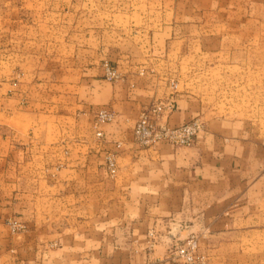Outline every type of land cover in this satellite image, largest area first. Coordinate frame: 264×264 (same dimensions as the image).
I'll list each match as a JSON object with an SVG mask.
<instances>
[{
  "label": "crops",
  "instance_id": "1",
  "mask_svg": "<svg viewBox=\"0 0 264 264\" xmlns=\"http://www.w3.org/2000/svg\"><path fill=\"white\" fill-rule=\"evenodd\" d=\"M201 1L211 2L177 4ZM200 15L163 17L161 31L170 33L172 21L183 22L185 30ZM105 64L118 73L115 81L105 79ZM169 66L168 59L102 44L92 67H83L75 81L44 84L45 92L36 84L40 92L25 96L30 105L2 114L18 125L5 123L0 130V264H182L169 251L190 235L209 264L226 262L227 249L240 245L229 231L244 228L251 183L259 186L264 175L250 173L242 144L225 139L230 126L203 119L201 100L185 91L172 95L174 108L160 122L176 127L205 120L193 142L148 148L134 143L141 109L172 93ZM100 108L115 119L95 128ZM107 155L115 160L113 176ZM11 218L24 231L11 234ZM66 230H80L81 238Z\"/></svg>",
  "mask_w": 264,
  "mask_h": 264
},
{
  "label": "rangeland",
  "instance_id": "2",
  "mask_svg": "<svg viewBox=\"0 0 264 264\" xmlns=\"http://www.w3.org/2000/svg\"><path fill=\"white\" fill-rule=\"evenodd\" d=\"M178 1L0 0V130L5 123L18 125L17 118L5 122L2 114L30 105L25 96L40 92L34 85L75 81L83 67H92L99 46L122 44L138 57L168 59L171 94L185 91L200 99L203 119L225 121V139L242 144L251 174L264 175V0L192 7ZM184 12L202 20L185 23V30L183 22L172 21L170 33L161 31L163 17ZM163 40L169 43L163 46ZM249 205L244 228L228 234L240 245L228 248L219 264H264V182L251 183ZM6 224L11 234L24 231L12 218ZM65 234L81 238L80 230Z\"/></svg>",
  "mask_w": 264,
  "mask_h": 264
},
{
  "label": "built area",
  "instance_id": "3",
  "mask_svg": "<svg viewBox=\"0 0 264 264\" xmlns=\"http://www.w3.org/2000/svg\"><path fill=\"white\" fill-rule=\"evenodd\" d=\"M104 77L108 81H115L118 78L116 70L109 65H104ZM174 108V99L170 94L165 99L150 103L139 112L138 118L132 130L134 143L140 148L152 147L159 143H165L173 147H184L190 145L195 137L203 129L199 119L190 120L180 126L170 127L160 122L165 113ZM115 119L112 111L99 109L95 114L94 127L98 128L103 124L110 123ZM96 136L102 138L101 131H96ZM106 167L109 175L115 173V160L112 155L106 156ZM149 247L153 246L154 235L149 232ZM172 257L181 261L182 264H207L204 256L198 252L197 239L194 235L187 237L182 243L169 251Z\"/></svg>",
  "mask_w": 264,
  "mask_h": 264
}]
</instances>
